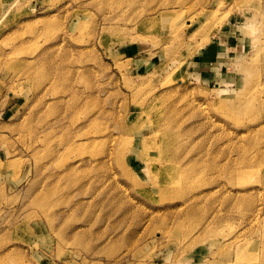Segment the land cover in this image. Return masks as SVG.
<instances>
[{
	"label": "rangeland",
	"instance_id": "1",
	"mask_svg": "<svg viewBox=\"0 0 264 264\" xmlns=\"http://www.w3.org/2000/svg\"><path fill=\"white\" fill-rule=\"evenodd\" d=\"M0 264H264V0H0Z\"/></svg>",
	"mask_w": 264,
	"mask_h": 264
},
{
	"label": "bare ground",
	"instance_id": "2",
	"mask_svg": "<svg viewBox=\"0 0 264 264\" xmlns=\"http://www.w3.org/2000/svg\"><path fill=\"white\" fill-rule=\"evenodd\" d=\"M159 126V125H158ZM126 128V127H125ZM132 129V128H130ZM160 130V129H159ZM158 130V131H159ZM127 131V130H126ZM153 131V130H152ZM136 132V131H135ZM152 134V133H151ZM150 135V134H149ZM158 138L157 142L155 144V149L156 151L158 152H162L161 154H163V152H167L169 149H170V145H171V141H172V136L168 133H158L156 134ZM139 137V136H138ZM123 138V137H122ZM154 134L153 135H150L149 137H145L143 139L140 140V143L142 142L143 143V147H145L150 141H154ZM137 140L135 138H132V137H128V138H125L123 141H122V147L123 148H128L130 147L132 144H134ZM133 146V145H132ZM120 149V148H119ZM165 150V151H164ZM120 156H124L126 157V153L125 152H121L120 153ZM162 173V172H161ZM159 173V175H161L162 177L166 176L165 172L164 173ZM163 179V178H162ZM168 184H170V182L168 181L167 182Z\"/></svg>",
	"mask_w": 264,
	"mask_h": 264
},
{
	"label": "crops",
	"instance_id": "3",
	"mask_svg": "<svg viewBox=\"0 0 264 264\" xmlns=\"http://www.w3.org/2000/svg\"><path fill=\"white\" fill-rule=\"evenodd\" d=\"M208 72H209V70H208ZM215 73H216V72H215ZM209 75H210V74H209ZM216 75H217V80H218L220 75H219L218 72L216 73Z\"/></svg>",
	"mask_w": 264,
	"mask_h": 264
}]
</instances>
